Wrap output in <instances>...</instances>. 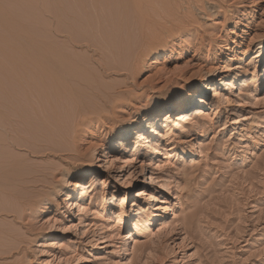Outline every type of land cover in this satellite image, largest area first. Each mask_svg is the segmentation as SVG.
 <instances>
[{
	"label": "rangeland",
	"instance_id": "374dc122",
	"mask_svg": "<svg viewBox=\"0 0 264 264\" xmlns=\"http://www.w3.org/2000/svg\"><path fill=\"white\" fill-rule=\"evenodd\" d=\"M118 1L0 0V264H264V0H172L150 23ZM54 41L65 85L27 45Z\"/></svg>",
	"mask_w": 264,
	"mask_h": 264
},
{
	"label": "bare ground",
	"instance_id": "6f19581e",
	"mask_svg": "<svg viewBox=\"0 0 264 264\" xmlns=\"http://www.w3.org/2000/svg\"><path fill=\"white\" fill-rule=\"evenodd\" d=\"M115 2H116V0H115ZM176 2V1H175ZM106 3V2H105ZM117 3V2H116ZM118 3L120 4V7H122V9H121V12L122 13H124V14H126V9H128L129 7L130 8H132V12H133V15H134V17H132V19H135V21L136 20H138V23H139V21H141V22H144V23H150V22H148V18H150V16L148 17V15H149V12L151 11V13L153 12V10L155 11V13H156V11L157 10H161V8H165V10H168L167 11V13H168V15H170V16H167V18H169V17H172V15L174 14H176L177 13V11L175 10L178 6H177V3H173L172 2V0H171V3H173L172 5H174V6H172V8H167V6H168V3H169V1L168 0H121V3L118 1ZM176 4V5H175ZM106 5V4H105ZM118 5V4H117ZM154 5H157V6H161L160 8H158L157 6V8L156 7H154V8H156L157 10H155V9H153L152 7L154 6ZM176 6V7H175ZM130 8H129V10H130ZM180 8V7H179ZM117 9V8H116ZM163 10V9H162ZM178 11H179V9H177ZM175 11H176V13H175ZM132 12H130V13H132ZM161 12V11H160ZM150 13V15H152ZM155 13H153V15L155 14ZM166 13V14H167ZM116 14H117V12H116ZM119 14V13H118ZM128 14V13H127ZM157 14H159V13H157ZM178 14V13H177ZM116 16H118V15H116ZM164 16V15H163ZM122 17V16H121ZM124 17V16H123ZM128 17V16H127ZM127 17L126 18H124V21H125V19H127ZM152 17V16H151ZM115 18H118V20L120 19V17H115ZM114 18V19H115ZM158 18V17H157ZM163 18V17H162ZM167 18H165V19H167ZM174 18H177V15H176V17L174 16ZM151 19V18H150ZM178 19V18H177ZM177 19H175V20H177ZM117 20V21H118ZM130 20V19H129ZM153 20V19H152ZM158 20V19H157ZM114 21V20H113ZM117 21H116V24L114 23L113 25H117ZM121 23L120 24H122L124 21L121 19ZM127 21V20H126ZM150 21V20H149ZM159 21V20H158ZM118 22H120V20L118 21ZM170 22H171V20H170ZM110 23V22H109ZM144 23H142V24H144ZM161 23V22H160ZM124 24V23H123ZM137 24V23H136ZM141 24V25H142ZM108 25V24H107ZM138 25V24H137ZM160 25V24H159ZM163 25V24H162ZM161 25V26H162ZM170 25V24H169ZM118 26H120V25H118ZM123 26V25H122ZM125 26V25H124ZM140 25H138V27H139ZM146 25H143V27H145ZM121 27V26H120ZM142 26H141V28H143ZM146 27H149V28H146ZM145 28L146 29H150V26H146ZM153 27V26H152ZM163 27V26H162ZM164 29V28H163ZM117 31V30H116ZM139 31V30H138ZM152 32H154V31H152ZM157 32V31H156ZM57 34H60V32L57 30V32H56ZM139 33V32H138ZM141 33V32H140ZM158 33V32H157ZM145 34H146V32H145ZM139 36V35H138ZM144 36V35H143ZM151 36V35H150ZM57 37V39L59 38V36H56ZM133 37V36H132ZM134 37H136V36H134ZM168 37V36H167ZM129 38V37H128ZM144 38V37H143ZM30 44V48L32 49V50H34V53H33V55H34V58H35V60H37L39 63H41V62H44L45 63V61L49 58L50 60H52L53 62H55V67H57V74L54 76V82L56 81V83L58 82V83H62L63 85H65L66 83H67V81H70V79L68 80V78H72V74H74V73H72V71H71V74L69 75V73L67 72V71H69L70 69H68L69 67H71V65L73 64L72 63V59L70 58L71 57V55H70V57H69V55L68 54H66L65 52H64V50L65 49H63V48H65L66 46H64V43H62V42H58V41H54L53 43H51L50 45H46V44H43V45H39V44H41V43H36V42H34V43H27V45H29ZM232 44H234V43H232ZM13 45V44H12ZM64 47H63V46ZM11 46V45H10ZM21 49V48H20ZM28 49V48H27ZM30 49V50H31ZM31 50V51H32ZM223 50L224 51H228L229 49L227 48V47H225V49L223 48ZM11 51V50H10ZM29 51V50H28ZM66 51V50H65ZM23 52V51H22ZM67 52H68V50H67ZM69 53V52H68ZM9 56V55H8ZM48 56H50V57H48ZM259 56L260 55H258L255 59H257V58H259ZM48 62V61H47ZM66 63V64H65ZM72 63V64H71ZM43 64V63H42ZM41 64V65H42ZM47 63H45L44 65H46ZM44 65H42L41 67H43ZM51 65H52V63H51ZM11 66V65H10ZM14 66V65H13ZM41 67L39 68V70L41 69ZM52 67H54V64H53V66ZM75 67H76V65H75ZM35 68V67H34ZM44 68V67H43ZM42 68V69H43ZM36 69V68H35ZM45 69V68H44ZM68 73V74H66V73H64L65 71ZM36 72V71H35ZM54 73V72H53ZM31 74V73H30ZM29 74V75H30ZM33 74V73H32ZM31 74V75H32ZM26 75V74H25ZM25 75H23V80L24 81H26V76ZM35 75H37V74H35ZM35 75H33L34 77H35ZM54 75V74H53ZM68 75L69 76H71V77H68ZM28 76V75H27ZM76 76V75H75ZM41 78V77H40ZM38 79V78H37ZM71 80H73V79H71ZM80 80H82V79H80ZM41 81V80H40ZM77 81V80H76ZM79 81V80H78ZM87 82H89V81H87ZM4 90V89H3ZM207 90H208V85H206V84H203L202 85V88L201 87H199V90H198V92L197 93H195L196 95H195V97H194V95L193 96H191V94H186L182 99H180V98H178L176 101H175V103L173 104V106L171 107V108H169V109H167V111L165 112V114H164V116H166V118L168 119V118H170L169 117V113L170 112H174V111H177L180 107H185L186 109L187 108H189L190 106H192V105H196L197 103H200L201 101H202V95L204 94V92H207ZM210 90V89H209ZM5 91V90H4ZM9 91V90H8ZM41 91V90H40ZM10 92L11 91H9V93H4L5 95H6V98H7V104L10 106L11 105V103L13 102V101H11V100H13V98H11V96H10ZM40 94H42V93H39L38 94V96L40 95ZM1 99V98H0ZM15 99V98H14ZM194 99H195V101H194ZM18 101V100H17ZM23 101V100H22ZM24 101H26V100H24ZM3 102H4V100H3ZM14 102H15V100H14ZM196 103V104H193V103ZM1 104V103H0ZM5 104V103H4ZM15 105V104H14ZM12 106H13V104H12ZM37 106H38V104H37ZM1 107V106H0ZM2 107H4V106H2ZM37 108H39V107H37ZM41 108V107H40ZM77 109H79V108H77ZM162 109V107H161V104L159 103L158 105H156L153 109H152V113H150L149 114V116L151 115V117H147V119L144 121V122H148L147 123V125H149V128H151V131H152V134H157V132H158V129H157V123H156V119L158 118V114H159V112H160V110ZM6 110V109H5ZM3 111V110H2ZM32 111H33V109H32ZM35 111H37V110H35ZM35 111H33L32 113L34 114H36V112ZM188 111H186L185 113H182L180 116H182L181 117V119H185V118H189V117H191L192 116V114L190 115L189 113H187ZM9 113V112H8ZM30 113V112H29ZM31 113V114H32ZM83 113V112H82ZM3 114V113H2ZM25 115V114H24ZM29 115V114H28ZM28 115H27V117H28ZM85 115V114H84ZM13 116V115H12ZM31 116V115H30ZM88 116H90V115H88ZM1 117V116H0ZM26 117V118H27ZM85 117V116H84ZM22 118V117H21ZM87 118V117H86ZM93 118V117H92ZM92 118H90V117H88L87 119H84V120H80V122H77L76 124H75V130H77V129H79L80 131H82L83 129L85 130V124H91L92 122H95V124H98L99 123V120L98 119H92ZM1 120V119H0ZM9 120V119H8ZM13 121V120H12ZM22 122H23V119H22ZM22 122H20V123H22ZM100 122H102V120L100 121ZM144 122L140 119V121H139V123H138V125H137V132L135 133V134H133V135H135V136H141V134H142V132L145 130V128H146V124L144 125ZM10 123H12V122H10ZM15 123V122H14ZM24 123V122H23ZM17 124V123H16ZM109 124H111V126H109V128H114V126L113 125H115V123H113V121L110 119L109 120ZM9 126H10V124H9ZM66 126V125H65ZM28 127V126H27ZM30 128H32V127H30ZM64 128H69V127H64ZM82 128V129H81ZM28 129V128H27ZM66 130V129H65ZM121 131H122V134L119 136V138L118 139H112L111 138V140H110V148H111V150L113 151V150H117L116 149V147L117 146H121V147H123L124 149H126V148H128V142H129V140H130V137H131V133H132V129H131V125L130 124H126L125 126H123V127H121ZM25 132V131H24ZM28 132V131H27ZM30 132V131H29ZM34 132V131H33ZM32 132V133H33ZM26 133V132H25ZM34 135V134H33ZM33 135H30V136H33ZM132 138V137H131ZM38 140V139H37ZM36 140V141H37ZM122 148V149H123ZM32 149V148H31ZM51 150H52V148H51ZM166 151H168V149L166 150ZM89 174H92L91 173V171L90 172H85V173H81V174H76V173H74V174H71L69 177H68V179H67V181H66V186H70V185H72V180H79V182L81 181V182H83V181H85V180H87L88 179V177H89ZM81 183H78L77 185H76V187L75 188H73V189H69L68 191H66L65 192V194L63 195V198H62V201L63 202H70L73 198H74V195L79 191V188L81 187ZM73 195V196H72ZM72 196V197H71ZM152 200V201H151ZM150 201H151V204H154V203H156V202H159V201H153V199H151ZM136 207H138L137 206V204H134V208H133V210H132V217L133 216H138V215H140V213H139V211H138V209L137 210H135V208ZM153 208L154 207H150L149 209H148V211H150V212H152L153 211ZM42 211H41V213L40 214H45V213H47L48 211H47V208H43V209H41ZM150 216V213H148L147 214V217H149ZM136 218V217H135ZM132 219H130V220H127V221H125L124 222V227H127L128 225H130V224H132Z\"/></svg>",
	"mask_w": 264,
	"mask_h": 264
}]
</instances>
